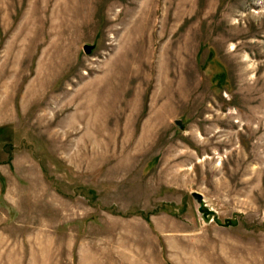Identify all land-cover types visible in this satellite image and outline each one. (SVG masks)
<instances>
[{
  "label": "rangeland",
  "instance_id": "1",
  "mask_svg": "<svg viewBox=\"0 0 264 264\" xmlns=\"http://www.w3.org/2000/svg\"><path fill=\"white\" fill-rule=\"evenodd\" d=\"M0 264H264V0H0Z\"/></svg>",
  "mask_w": 264,
  "mask_h": 264
},
{
  "label": "water",
  "instance_id": "2",
  "mask_svg": "<svg viewBox=\"0 0 264 264\" xmlns=\"http://www.w3.org/2000/svg\"><path fill=\"white\" fill-rule=\"evenodd\" d=\"M93 47H94V45H92V44H86V45L84 46V49H85L86 52H91V50H92ZM176 123H177L181 128H183V125H182V123H181V120H177Z\"/></svg>",
  "mask_w": 264,
  "mask_h": 264
}]
</instances>
